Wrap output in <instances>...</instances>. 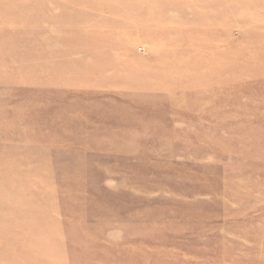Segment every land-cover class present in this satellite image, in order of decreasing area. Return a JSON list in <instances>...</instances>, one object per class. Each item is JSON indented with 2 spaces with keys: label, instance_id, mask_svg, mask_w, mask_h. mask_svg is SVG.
<instances>
[{
  "label": "rangeland",
  "instance_id": "obj_1",
  "mask_svg": "<svg viewBox=\"0 0 264 264\" xmlns=\"http://www.w3.org/2000/svg\"><path fill=\"white\" fill-rule=\"evenodd\" d=\"M0 264H264V0H0Z\"/></svg>",
  "mask_w": 264,
  "mask_h": 264
}]
</instances>
